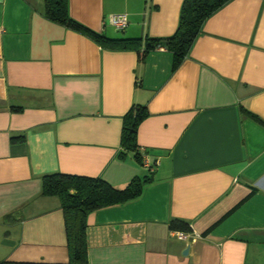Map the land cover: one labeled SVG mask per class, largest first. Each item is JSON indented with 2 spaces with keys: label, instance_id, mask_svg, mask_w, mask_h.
<instances>
[{
  "label": "crops",
  "instance_id": "crops-1",
  "mask_svg": "<svg viewBox=\"0 0 264 264\" xmlns=\"http://www.w3.org/2000/svg\"><path fill=\"white\" fill-rule=\"evenodd\" d=\"M183 1L67 9L105 39L143 46L174 34ZM172 64L164 48L139 61L135 47L53 23L42 0H0V261H68L59 199L42 194V176L61 172L116 188L150 179L139 198L87 216L88 264H264V0L225 3ZM134 105L147 111L141 164L119 157ZM176 219L189 231L170 229Z\"/></svg>",
  "mask_w": 264,
  "mask_h": 264
},
{
  "label": "trees",
  "instance_id": "trees-1",
  "mask_svg": "<svg viewBox=\"0 0 264 264\" xmlns=\"http://www.w3.org/2000/svg\"><path fill=\"white\" fill-rule=\"evenodd\" d=\"M44 16L53 23H57L73 32L81 34L93 41L104 43L110 48L135 47L138 60L143 61L147 53L164 48L173 55V72L186 58L187 53L198 36L203 22L225 3L230 0H184L179 15L176 31L163 40L146 39L140 45L138 40L105 39L86 28L69 16L67 0H42ZM252 119L261 122L255 115L243 109ZM147 115L146 108L134 105L124 115L121 130L119 157L125 152H133L136 161L141 164V156L136 142V131L140 121ZM150 179L135 177L124 188H116L100 177H89L61 172L42 176V194L54 195L59 199L63 213L64 229L68 261L64 264L87 263V216L97 210L111 206L123 205L139 198L144 186ZM10 215L6 218L9 219ZM172 230L188 232L189 226L181 220H172L169 223ZM0 264H51L0 261Z\"/></svg>",
  "mask_w": 264,
  "mask_h": 264
},
{
  "label": "built area",
  "instance_id": "built-area-1",
  "mask_svg": "<svg viewBox=\"0 0 264 264\" xmlns=\"http://www.w3.org/2000/svg\"><path fill=\"white\" fill-rule=\"evenodd\" d=\"M110 24L117 30H123L126 28L128 21L125 15H114L110 17Z\"/></svg>",
  "mask_w": 264,
  "mask_h": 264
}]
</instances>
